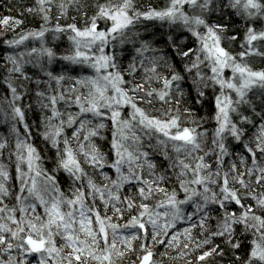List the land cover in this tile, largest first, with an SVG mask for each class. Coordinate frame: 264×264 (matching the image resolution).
Returning a JSON list of instances; mask_svg holds the SVG:
<instances>
[{"label":"snow or ice","instance_id":"1","mask_svg":"<svg viewBox=\"0 0 264 264\" xmlns=\"http://www.w3.org/2000/svg\"><path fill=\"white\" fill-rule=\"evenodd\" d=\"M4 6L0 264H264V0Z\"/></svg>","mask_w":264,"mask_h":264},{"label":"trees","instance_id":"2","mask_svg":"<svg viewBox=\"0 0 264 264\" xmlns=\"http://www.w3.org/2000/svg\"><path fill=\"white\" fill-rule=\"evenodd\" d=\"M15 2L16 0H0V14H1L0 20H2L5 15H12V16L17 15L15 11H12V12L7 11V8L4 6L5 3L12 4ZM152 2L155 4H162L163 0H152ZM2 30H3V33L0 35V56L5 54L3 51V43H2L3 39L10 38L13 35L11 32H5L3 27H2ZM3 93H4V90L2 87H0V96H2ZM29 119L30 120L32 119L31 114H29ZM6 131H7L6 126L2 123V120H0V135L5 134ZM37 143H39V141H37Z\"/></svg>","mask_w":264,"mask_h":264},{"label":"rangeland","instance_id":"3","mask_svg":"<svg viewBox=\"0 0 264 264\" xmlns=\"http://www.w3.org/2000/svg\"><path fill=\"white\" fill-rule=\"evenodd\" d=\"M0 19H1V14H0ZM3 33L2 26H0V35Z\"/></svg>","mask_w":264,"mask_h":264}]
</instances>
